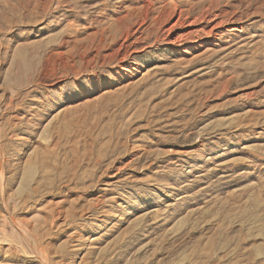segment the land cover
I'll list each match as a JSON object with an SVG mask.
<instances>
[{
    "label": "rangeland",
    "instance_id": "374dc122",
    "mask_svg": "<svg viewBox=\"0 0 264 264\" xmlns=\"http://www.w3.org/2000/svg\"><path fill=\"white\" fill-rule=\"evenodd\" d=\"M171 3L241 32L183 59ZM0 264H264V0H0Z\"/></svg>",
    "mask_w": 264,
    "mask_h": 264
},
{
    "label": "bare ground",
    "instance_id": "6f19581e",
    "mask_svg": "<svg viewBox=\"0 0 264 264\" xmlns=\"http://www.w3.org/2000/svg\"><path fill=\"white\" fill-rule=\"evenodd\" d=\"M171 6H172L171 7V13H172V18H174V21L172 20L173 22L171 23L169 28L167 27V29L162 31V33H165V36L162 35V37L163 36L164 37L161 39V42L163 44H165L166 47H169L171 49L174 48L175 51H177V53L183 59H186V58L192 59L194 57H197L199 55L201 56V55L206 54L208 52H216L217 50L222 49V47L224 46L223 43L230 44V39L234 35L232 34V37H231V36L227 35V33H230V31H231V33L234 31H237L239 33L241 32V30L238 28L229 29V24L234 23V21L236 19H234V17L229 16L228 13L215 12V13H210L207 16L206 14H208V9L206 8L207 11L206 10L204 11L203 7H202L201 9H199V11L196 13V15L191 17L190 16L191 12H192L191 7L177 6L175 3H171ZM210 7H212V6H210ZM147 12H143V13L146 14ZM147 14L145 17H147ZM84 17H86V15H84ZM125 17H126V15H125ZM143 17H144V15H143ZM167 17H165V18H167ZM145 19H143V20H145ZM117 20L116 21L114 20V21L117 22ZM126 20L129 21L128 19H126ZM165 20L166 19H163V18L160 19L161 23H162V21H165ZM139 21H137V23ZM143 22H142V25L140 23L137 24L136 29H134V28L131 29L132 26L131 27L126 26L127 29L125 28L126 30L124 31V35H122L123 33L120 34V35H122V39H121V43L119 44V48L117 47L118 48L117 53L120 56V59L117 61L119 64H118V66H116L117 69L114 72L116 73V75H118L120 77L121 80L123 79L125 81V80H129V79H133L132 77L135 76L134 74L138 73V71H139V67L131 65L129 63V61H127L125 59V56L127 55L130 57L131 55H134L135 53H137L138 50H137V47L135 45L137 38L133 39V38H131V36L133 37L134 35H136L137 33L140 32V29L143 26ZM199 22L202 24V26L194 27V25L196 23H199ZM184 24H186L187 26H185L183 30H181L180 32H174L175 28L184 26ZM114 65H115V63H114Z\"/></svg>",
    "mask_w": 264,
    "mask_h": 264
}]
</instances>
